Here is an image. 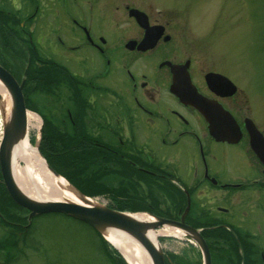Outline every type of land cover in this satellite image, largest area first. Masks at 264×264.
Returning a JSON list of instances; mask_svg holds the SVG:
<instances>
[{
  "label": "flooded vegetation",
  "instance_id": "1",
  "mask_svg": "<svg viewBox=\"0 0 264 264\" xmlns=\"http://www.w3.org/2000/svg\"><path fill=\"white\" fill-rule=\"evenodd\" d=\"M148 8L149 0H0L2 49L15 60L1 65L12 73L23 62L22 71L62 80L68 107L51 137L60 134L69 159H51L77 184L178 222L188 207L184 224L211 264H264V90L223 53L184 41L186 20ZM42 22L52 26L44 39L35 36ZM13 220L25 233L34 218Z\"/></svg>",
  "mask_w": 264,
  "mask_h": 264
},
{
  "label": "rangeland",
  "instance_id": "2",
  "mask_svg": "<svg viewBox=\"0 0 264 264\" xmlns=\"http://www.w3.org/2000/svg\"><path fill=\"white\" fill-rule=\"evenodd\" d=\"M148 10L150 13L160 10L166 16L186 20L189 31L184 41L201 47L206 46L207 52L211 54L223 53L228 57L230 68L234 66L236 75L242 74L240 78L245 83L260 84L264 90V0H149ZM43 12L44 15L48 14L46 11ZM42 23L39 31H37L39 27H36L35 36L40 35L41 39H44L52 26H44V22ZM2 46L0 57L15 63L13 59L10 61L11 55L8 54V50L6 56L4 55ZM23 64L21 62L19 65L21 69L17 68L16 71L15 68L11 69L17 79L25 77V71H22ZM58 77L61 78V75ZM46 82L47 91L41 89L39 82L38 84L28 82L23 91L28 112L36 114L41 121L40 129H28L30 143L37 149L41 142L40 130L42 131L44 124L41 117L50 122V130H61L62 119L67 112L62 80L59 82L57 78V81H53L48 76ZM260 103L264 105L263 101H259L258 104ZM10 110L11 108L7 111L6 105L3 106L0 101V131ZM59 137L60 134L54 139L62 144L63 139ZM40 156L47 164L41 153ZM57 156H59L57 159L66 156L64 159L66 163L69 159V155ZM67 170L81 182L78 178L81 175L78 168ZM93 183L92 187L95 185ZM96 185L99 194L93 198L110 204L111 201L104 195L109 189ZM82 187L86 192L95 190L87 184ZM11 201L13 200L3 183L0 170V207L4 206L6 216L5 227L0 224V264H6L7 261L8 264H112L107 252L112 257H117L119 264H128L121 252L119 251V254L115 248L107 243L105 245L98 233L89 225L62 214L50 213L34 218L25 233L14 230L9 222L13 219L10 216H19L21 220L16 216L15 218L20 223L28 222L29 215L24 216L26 211L17 210ZM187 210H184L183 217L186 216ZM162 231L163 229L160 232ZM158 241L165 249L163 252L167 254L168 264H202L200 250L191 248L186 240L160 237Z\"/></svg>",
  "mask_w": 264,
  "mask_h": 264
},
{
  "label": "water",
  "instance_id": "3",
  "mask_svg": "<svg viewBox=\"0 0 264 264\" xmlns=\"http://www.w3.org/2000/svg\"><path fill=\"white\" fill-rule=\"evenodd\" d=\"M134 15L137 19H146L139 11H135ZM0 82L7 90L11 100V110L0 133V170L3 183L10 197L19 206L29 211V219L44 214L57 213L88 224L105 239H107L106 233L108 231L121 232L136 241L145 250L150 257L151 264H165V262L164 252L157 237H155L153 242L149 237V232L154 233L156 229L162 226L179 227L184 230L187 237L193 238L198 242L202 254V264H211L209 251L204 241L196 235L195 231L183 224L159 217H153L152 220L141 219L135 216L143 214L111 209L86 197L67 181L72 192L76 194L84 205L67 201H40L30 198L22 192L12 177L11 166L13 147L28 133L27 109L22 93L25 77L18 83L13 75L0 65ZM46 166L53 175L60 177L48 164ZM147 217L150 219L149 215ZM114 248L118 250L115 246ZM125 261L127 262L126 259Z\"/></svg>",
  "mask_w": 264,
  "mask_h": 264
},
{
  "label": "bare ground",
  "instance_id": "4",
  "mask_svg": "<svg viewBox=\"0 0 264 264\" xmlns=\"http://www.w3.org/2000/svg\"><path fill=\"white\" fill-rule=\"evenodd\" d=\"M0 101L10 109L11 100L7 90L0 82ZM28 128H40V118L34 113H27ZM12 177L18 188L32 199L40 201H67L84 205V203L70 189L68 183L62 177L53 175L46 166L39 152L29 140V133L15 144L12 150ZM141 219H149L147 215H137ZM180 230L166 227L159 234L179 235ZM156 234L149 232V237L154 242ZM106 238L125 257L129 264H151L149 255L138 243L121 232L108 231Z\"/></svg>",
  "mask_w": 264,
  "mask_h": 264
},
{
  "label": "trees",
  "instance_id": "5",
  "mask_svg": "<svg viewBox=\"0 0 264 264\" xmlns=\"http://www.w3.org/2000/svg\"><path fill=\"white\" fill-rule=\"evenodd\" d=\"M1 37H2V34H1V28H0V46H2V42H1ZM10 45L11 47L13 46L12 44H8ZM3 62V59L0 57V63ZM30 71V68L28 70V73H27V77H26V83H25V87L26 85L28 84V82H32L34 84H39L42 86L41 89L47 91V77L49 76L48 74L46 73H41L39 75H36L34 73H31ZM46 75V76H45ZM16 76V75H15ZM43 119V128H42V134H41V142H40V151H41V154L43 155V157H45V159L47 160V162L49 163L50 166L53 167V169L59 173L60 175H62L63 177H65L71 184H73L74 186H76L81 192H83L84 194L86 195H89V196H95V195H98L99 194V191L97 190L96 191V186H93L92 185H89L91 186L90 188H93L95 190L93 191H87L86 190H83L84 188L82 186H80L79 184H77V182L75 180H73L72 178H70L66 172L64 170H62L61 168H58L57 166H55V164L53 163L52 159H51V152H53L56 156L57 155H64L63 153V145L62 144H59V141L57 142V139L55 140L54 138L51 137V131L50 130V122H48L44 117H42ZM59 157V156H58ZM60 167V166H59ZM12 203H14V207L17 208V210L19 209L20 211L24 210L23 208H21L20 206H18L17 204H15V202L11 201ZM109 207L115 209V210H118V211H140V210H135V209H131L129 208L126 203H110L109 204ZM10 217H13L14 219V215L13 216H10ZM11 219V220H13ZM10 220V221H11ZM14 221V220H13ZM104 244L106 245V242L104 241ZM108 256L110 257L111 261H112V264H119V261L116 260L115 257H112L111 255L108 254Z\"/></svg>",
  "mask_w": 264,
  "mask_h": 264
}]
</instances>
